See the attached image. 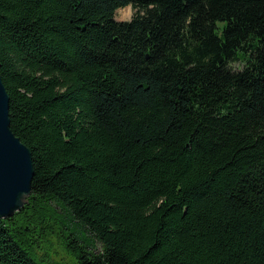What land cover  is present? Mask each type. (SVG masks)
I'll return each instance as SVG.
<instances>
[{
  "label": "trees",
  "instance_id": "trees-1",
  "mask_svg": "<svg viewBox=\"0 0 264 264\" xmlns=\"http://www.w3.org/2000/svg\"><path fill=\"white\" fill-rule=\"evenodd\" d=\"M0 74V264H264V0H0Z\"/></svg>",
  "mask_w": 264,
  "mask_h": 264
},
{
  "label": "water",
  "instance_id": "water-1",
  "mask_svg": "<svg viewBox=\"0 0 264 264\" xmlns=\"http://www.w3.org/2000/svg\"><path fill=\"white\" fill-rule=\"evenodd\" d=\"M9 104L0 74V218L13 216L28 203L34 176L32 152L11 128Z\"/></svg>",
  "mask_w": 264,
  "mask_h": 264
},
{
  "label": "rangeland",
  "instance_id": "rangeland-1",
  "mask_svg": "<svg viewBox=\"0 0 264 264\" xmlns=\"http://www.w3.org/2000/svg\"><path fill=\"white\" fill-rule=\"evenodd\" d=\"M135 13V10L131 6H127L124 8H120L116 11V19L118 21H126L130 20ZM54 246L55 248L53 249L56 253L55 258H60V257H65L64 261H70L73 259V257L70 254H67L65 251L63 245L59 240H54ZM98 246L100 247V244L98 243Z\"/></svg>",
  "mask_w": 264,
  "mask_h": 264
}]
</instances>
